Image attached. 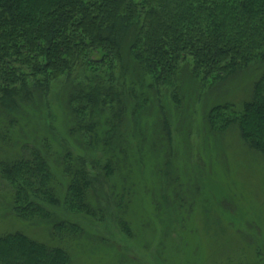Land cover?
<instances>
[{
  "label": "rangeland",
  "instance_id": "1",
  "mask_svg": "<svg viewBox=\"0 0 264 264\" xmlns=\"http://www.w3.org/2000/svg\"><path fill=\"white\" fill-rule=\"evenodd\" d=\"M112 67L116 96L97 116L105 153L89 152L74 129L68 99L84 86L80 78L62 76L46 92L29 85L32 100L21 94L16 110L0 106V166L40 152L54 175L58 212L68 153L100 182L87 200L98 218L78 222L70 264H264V157L236 127L217 133L206 121L216 106L241 109L264 62L214 84L182 72L175 102L172 90L128 61ZM7 202L0 182V236L19 232L49 243L53 222H23L5 210Z\"/></svg>",
  "mask_w": 264,
  "mask_h": 264
},
{
  "label": "trees",
  "instance_id": "2",
  "mask_svg": "<svg viewBox=\"0 0 264 264\" xmlns=\"http://www.w3.org/2000/svg\"><path fill=\"white\" fill-rule=\"evenodd\" d=\"M123 61L172 90L175 102L182 72L214 84L264 62V0H0V106L16 110L21 94L32 100L29 85L46 92L62 76L80 78L84 86L70 90L68 108L91 153L99 147L105 153L109 145L97 116L116 96L112 65ZM206 121L217 133L236 127L264 157V72L240 110L216 106ZM67 155L64 212L40 152L0 166L5 210L23 222H53L47 244L19 232L1 235L0 264H70L68 243L80 231L78 222L98 218L87 200L100 182L80 158Z\"/></svg>",
  "mask_w": 264,
  "mask_h": 264
}]
</instances>
